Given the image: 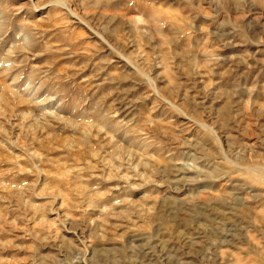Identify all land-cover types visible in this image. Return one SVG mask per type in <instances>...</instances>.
<instances>
[{"label":"rangeland","instance_id":"obj_1","mask_svg":"<svg viewBox=\"0 0 264 264\" xmlns=\"http://www.w3.org/2000/svg\"><path fill=\"white\" fill-rule=\"evenodd\" d=\"M0 264H264V0H0Z\"/></svg>","mask_w":264,"mask_h":264}]
</instances>
